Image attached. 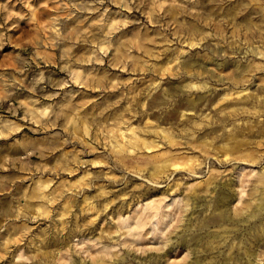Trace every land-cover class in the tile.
<instances>
[{"label":"rangeland","instance_id":"obj_1","mask_svg":"<svg viewBox=\"0 0 264 264\" xmlns=\"http://www.w3.org/2000/svg\"><path fill=\"white\" fill-rule=\"evenodd\" d=\"M262 172L264 0H0V264H224Z\"/></svg>","mask_w":264,"mask_h":264},{"label":"bare ground","instance_id":"obj_2","mask_svg":"<svg viewBox=\"0 0 264 264\" xmlns=\"http://www.w3.org/2000/svg\"><path fill=\"white\" fill-rule=\"evenodd\" d=\"M191 43H192V46H193L194 42H191ZM134 143L136 144V142H134ZM134 146H136V145H134ZM134 146L132 145V147H134ZM127 149H128V147H127ZM127 149H126V151H127ZM251 160H252V158H251ZM211 177L212 176L208 177L205 180L203 179L204 181H202V182L205 185L202 186V187H207L210 184V181L212 180ZM258 181H259L260 185L261 184L264 185V172L261 173ZM258 186H256V188H255L256 191H258ZM226 188H227V186H220L218 188V194L219 195H223V196H218L217 198H215L213 200L212 204L207 205V207H209L207 209H210L211 215L208 216V217H204L203 219H201L200 222L197 223L199 229L204 228V227H209V226H212V225L221 227L220 229L214 230L213 232H210V233L207 234L208 240H210L211 242L218 240L226 232H227L228 236L230 235V231H232V230L229 229V228H226V227L223 228L222 224L224 222H228L231 225L234 224L233 226H235V222L232 219V217L228 214V209L226 208L227 207V198H225L226 197L225 192L227 191ZM261 188L262 187H260V190H261ZM201 190H202L201 188H197L192 193L195 194V195H198ZM260 194H262V193L260 192ZM247 206H252V203H248ZM105 207H106V205H105ZM262 209H264V198L261 197L259 202H258V204L254 208H252V211L250 213L251 217L256 216L257 213L260 212V210H262ZM237 211L238 210H235V212H237ZM96 214L98 215L97 212H96ZM97 215H95V216H97ZM95 216H93V217H95ZM258 219H259V223H257V224L254 223V225H253V227L255 229H258V230L255 233V231L253 229H251L252 232H251V234H249L250 237L249 236H246V237L242 236L241 237L238 234H233L235 239L237 240L236 244L233 245V243H231L229 245V248H230L231 252H230V254L227 257L223 258L222 263H224V264H251L250 261H251V256H252L253 252L250 250L248 244L247 243L244 244V243H245L246 239L250 240L251 238L261 239L262 241H264V217L261 216ZM186 227H188V223H187V226L185 225V228ZM219 232H222V234H220ZM184 236L186 237V235H184ZM225 236L226 235H224V237ZM185 237L181 236V239L179 240V242L186 244L187 243V239ZM191 237H193V236H191ZM236 246L238 247V249L236 248L237 250H232V248H234ZM188 247H189L188 248L189 252H196V251L197 252L198 251L202 252V250H204L203 247H201V246L199 247V243H197V242H196V244H192L191 243L190 245H188ZM239 249H242V253H240ZM92 257H93L94 263L99 262V263H102V264H106L108 262V260H106L105 256L102 255V254H94ZM236 257H238V258H243L244 257L243 258L244 261L240 262L241 259H237V260H239L237 262ZM203 259H204V257L201 258L199 255H197L196 257H193L192 259H190L189 262H186V264H200ZM110 262H111V260H110ZM71 263L75 264L74 259H73V261H71Z\"/></svg>","mask_w":264,"mask_h":264}]
</instances>
